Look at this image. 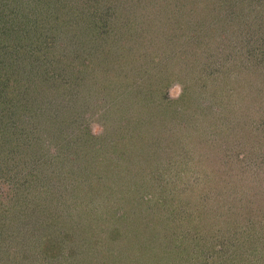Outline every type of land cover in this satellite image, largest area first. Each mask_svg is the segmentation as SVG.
<instances>
[{
	"label": "trees",
	"instance_id": "16d2710c",
	"mask_svg": "<svg viewBox=\"0 0 264 264\" xmlns=\"http://www.w3.org/2000/svg\"><path fill=\"white\" fill-rule=\"evenodd\" d=\"M29 1L44 17L38 22L34 16L37 27L13 26L24 33L22 53L16 54L17 42L2 51L6 41L0 40V244L12 230L5 228L11 218L26 219L45 227L47 244L54 241L43 246L48 259L60 253L61 264H77L85 249L75 251L76 263L67 260L73 256L70 233L112 220L103 228L109 237L101 264H264V222L257 221L264 207V158L252 152L264 147V0H211L208 6L217 10L211 30L207 20L192 29L191 20L169 28L185 45L176 62L181 92L174 99L164 92L172 74L150 84V70L140 69L146 58L137 75H128L135 66L123 55L137 27L125 17L137 14L127 10L132 1ZM60 16H67L60 26L49 25ZM190 90L198 92L190 96ZM94 101L107 107L95 134L82 114ZM232 176L245 181L254 198L259 194L247 223L256 222L255 231L237 230L243 219L228 221L219 200L210 199L219 189L216 181ZM80 185L84 193L76 189ZM132 206L145 217L128 220ZM2 248L0 264H17L11 247Z\"/></svg>",
	"mask_w": 264,
	"mask_h": 264
},
{
	"label": "rangeland",
	"instance_id": "374dc122",
	"mask_svg": "<svg viewBox=\"0 0 264 264\" xmlns=\"http://www.w3.org/2000/svg\"><path fill=\"white\" fill-rule=\"evenodd\" d=\"M83 1L84 0H81V1L78 0L76 4L77 3L82 4ZM101 1L102 0H98L97 2H100L104 6H107L106 4H111V2L114 3L115 5H117L118 3L116 2V0H109V1L107 0L105 3H102ZM130 1L132 2H129V1L126 2L128 12L130 11V12H134L137 14H133L130 16L127 15L125 17L127 18V20L135 21L134 24L137 27L132 28L130 32L134 33V36L139 40L132 41L134 36H131L130 34H128L130 36L128 37L129 39L125 37L126 40L128 41L129 47L124 49V52L122 51L123 55L125 58L127 56L128 58H131L132 62H130L129 64L133 63L135 65V66H132V70L128 69V75L130 76L137 75L136 74L137 71L139 72L140 58H143V59L146 58L147 61L141 64L140 69L150 70L149 73L152 75V79H148L150 84H154L156 82H164L163 80L166 79V76L162 74H165V73H167V75L169 73L172 74L171 75L172 80L170 83L166 85L164 92L167 98L174 99L178 97L181 92V83L179 81H176L177 76H179L176 73L177 72L176 62L182 57V54L184 51L182 47H185V45L183 44L178 45V43L175 42V40L173 39L174 31H171L169 28H171L175 24L178 27H182V24L188 23L189 20H191L192 22V24L189 23L190 24L189 27L191 28L195 25H198L199 23H203L204 21L206 22L207 20V21H210V26H209L210 28H208V31H209L211 30V28H213L212 25L215 24V22L217 21L216 18L212 17L213 13H215V11L217 10L215 8H212V6H208L209 5L208 3L212 4L211 0H208V1L207 0H151V2H149L150 0H130ZM136 2H143V3L147 2V3L146 4L139 3V5H137ZM102 5L94 4V6L103 7ZM210 7L212 8V10ZM73 8L74 6L71 5L69 7V10H72ZM119 8L122 9L123 5H121ZM22 10L24 12L22 14H19L18 11L20 12ZM167 13H170L172 15L169 16ZM174 14L175 15L180 14L179 16H177L178 17L177 22H175L172 19V16ZM41 15L42 14H40L39 8H37L36 5L33 6V4L29 0H0V40L6 41L2 43V44H5L3 47H1L2 51H9V49L12 48V46H14V44L17 42V45L15 46L16 54L18 55L22 53L23 48L21 46H24V45L21 44V42L24 41V36H23L24 33L20 31L19 29L16 31V28L14 27L17 26V23L21 25L23 23L24 25L27 24L28 26L30 25L35 26L37 25V22L34 25V20H33L34 16H36L35 18L39 22L40 20L38 18H40ZM29 16H32V18L25 19V17H29ZM42 17L44 16L42 15ZM66 18L67 16H60V18L58 19L53 18L51 19L49 25L55 26L57 24L58 26H60L61 24L59 20L60 19L65 20ZM31 20H33V22H31ZM163 21L164 22L166 21L165 23L171 22L170 24L172 25L170 27H166ZM119 22L120 20L117 23ZM25 28L27 29L26 25H25ZM150 36H152L153 40L150 39L149 41ZM253 38L255 40L257 36ZM10 43L12 44L10 45ZM60 43H62V41ZM254 43L255 45H258L259 42L255 41ZM250 47L253 48L252 46ZM262 50L264 51V48H262ZM74 62L76 63L75 60ZM62 68H63L62 74L64 78L65 70H68L69 66L68 65L62 66ZM71 70H73V68ZM146 75H148L147 71L143 73V77H145ZM140 76L141 75L139 74L137 76V79L136 77H134V79L136 80L132 88L135 89L137 85V81H140L141 79ZM134 89H132L133 93H135ZM194 91L190 90L189 92L190 96H195L196 95L195 93L198 92V91L197 92L196 91L194 92ZM262 93L264 94V91H262ZM199 101H202V100H199ZM90 104L92 105L91 107H89L88 113L82 112V114L83 115L87 114L88 116L87 122H89L88 123L89 129L91 130V133L95 134L100 130V127H101L100 124H101L102 119L100 117H101L102 110L107 107L105 105L102 108L100 101H94V102H91ZM212 110H214L215 112L219 111L217 107H215V109L212 108ZM78 112L79 111H76V114ZM218 113H220V111ZM82 114L80 111L79 114L75 116L76 119L78 118L77 119L78 121L80 120V116ZM254 118H256L257 120L258 115H255ZM256 120L253 123L251 122V120H249V123L252 126L253 125L256 126ZM250 128L256 131V127H250ZM205 131H206V128H205ZM216 131H219V130H216ZM259 131L260 130L257 129L256 132L259 133ZM253 151L256 154V157L258 155L259 157L264 158V147L260 146L257 149L254 148L252 152ZM106 152L107 151L105 150V153L103 154H106ZM92 164H94V161L92 160H90L89 163L87 164L88 166H90L89 168H87V171L89 172V174L87 175V178H88V181L90 182H92V179H93V175L91 173ZM255 164L258 165L257 161L255 160V157L249 159V165L253 166L252 168L255 167ZM76 166L77 164L73 162L72 167L76 168ZM230 168L236 169L237 167L232 165ZM234 171L235 170L231 172H234ZM227 179L228 178H226V180ZM234 180L238 181L237 185L233 184ZM225 184L228 187L227 190H225V187H224ZM216 185H218L217 188L219 189L217 191H213L215 197L211 196L210 199H213L215 201L219 200L217 203H219L220 209H222L223 211L229 214V216H226L227 220L231 221L234 217L243 219L242 221H240L241 223H238L237 225L238 227L236 228L237 230L239 227L241 228L240 230L242 229L243 230H248V229L254 230L255 227H257L258 229V224L256 222L254 224L256 225L255 227L250 226V221H249V224L247 223H248V220L254 219L253 215L255 214L256 210H254L253 207H256L255 200L259 194L258 195L256 194L254 198V196H252L251 194H249V192L246 191L247 188H245L244 186L245 181H242L240 184L239 178L235 176H232L230 181L226 183L224 182L223 184H220L219 181H216ZM230 187H232V189H230ZM76 189L79 190L81 193H84L82 185L76 186ZM131 195L133 196V194ZM74 198H77V196L71 197V199H74ZM138 208L139 207L137 206L131 207V212L127 213L128 220L136 219V218L142 219L145 217L146 212H141ZM258 212L261 214L260 215L258 214L257 221L259 218L262 217L261 219H263V222H264V207L262 209H259ZM78 213L80 212L78 211ZM10 215L11 214H9V216ZM73 219H78V218L75 217ZM16 220H17V217H14L13 219L11 218V222L9 224H6L5 226V228H7L6 230L8 232L9 230L11 229L12 230L8 235H5L6 236L5 241L1 242L0 245L3 246V248H6L4 249L5 252L8 251L7 249L9 247H11L10 252H12L13 258L17 259L16 260L18 262L17 264H61L62 256L60 255V253H58V256L56 258L48 259L49 250H47L46 248H43V246L47 245L50 247V245L54 241L53 242L51 241V244H47L48 241L43 240L47 236V231L45 230V227L42 224L37 225V226H32L31 223L28 222L26 219H24L21 222H17ZM85 223L90 225L88 219L85 221ZM111 224H112V220H109V222L103 220L102 223L99 221V222H96L95 224H92L93 229L88 230L86 233L82 231L77 236L76 234L77 232L76 233L71 232L69 236V240H68L71 244H67V246L71 245L70 248H72L73 250V256H71V259H67V260L70 261L71 263H76L78 259V253L75 251L85 249L84 253L77 261V264H101L100 260L102 258H100V250H102L105 242L108 243L107 239L109 237L107 234L108 229H106L105 231L104 229L105 227L110 226ZM56 225L58 226V224ZM137 225H139V220L137 221ZM238 237L240 238V236ZM61 241H65V239H62L61 237ZM94 241L96 242V245L92 246L94 244L93 243ZM86 242L88 243L86 244ZM86 245H90L92 247L90 248L85 247ZM25 253L28 255H27V258H25V261L23 262L21 261L22 259L20 257H22V255ZM108 260H109V257H108ZM28 262H31V263H28ZM103 262L104 261L102 260V264Z\"/></svg>",
	"mask_w": 264,
	"mask_h": 264
}]
</instances>
